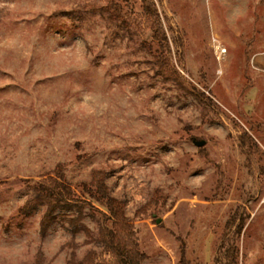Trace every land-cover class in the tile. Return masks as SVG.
Returning <instances> with one entry per match:
<instances>
[{"label":"rangeland","instance_id":"obj_1","mask_svg":"<svg viewBox=\"0 0 264 264\" xmlns=\"http://www.w3.org/2000/svg\"><path fill=\"white\" fill-rule=\"evenodd\" d=\"M152 1L180 83L141 0H0V264H116L100 214L42 237L46 207L18 213L56 171L77 190L103 173L143 264H216L234 215L239 264H264V0Z\"/></svg>","mask_w":264,"mask_h":264},{"label":"trees","instance_id":"obj_2","mask_svg":"<svg viewBox=\"0 0 264 264\" xmlns=\"http://www.w3.org/2000/svg\"><path fill=\"white\" fill-rule=\"evenodd\" d=\"M141 9L142 14L148 18L151 39L158 46L154 57L160 75L165 81L180 83L181 76L168 57L169 44L155 3L152 0H141ZM31 189L33 196L25 202L18 213L29 215L38 207L45 206L39 225L42 237L55 223L58 212L75 208L77 216L74 222L77 223L83 218V209L88 208L91 217L93 213L100 214L102 223L99 228V239L105 251L114 256L116 264H143L146 260V255L139 249L134 227L125 215L124 202L109 194L101 171L93 172L91 181L79 184L78 190L66 182L60 171L42 177L32 184ZM237 220L238 223L233 232L234 239L220 245L216 264H239V249L236 241L242 234L245 218L234 215L227 225H233ZM72 260H74V254L71 255ZM180 264H189L183 250Z\"/></svg>","mask_w":264,"mask_h":264},{"label":"crops","instance_id":"obj_3","mask_svg":"<svg viewBox=\"0 0 264 264\" xmlns=\"http://www.w3.org/2000/svg\"><path fill=\"white\" fill-rule=\"evenodd\" d=\"M232 3H233V2H231V1L223 0V2H222L221 5L224 6V7H228V6H229V7H230V6L233 7ZM210 6H211V8H212V3H209V7H210ZM227 12H228V14H230L229 11H227ZM237 13H238V12H236L235 14H230V15H241L240 13H238V14H237ZM234 23H235V22H234ZM234 23H233V24H234Z\"/></svg>","mask_w":264,"mask_h":264},{"label":"water","instance_id":"obj_4","mask_svg":"<svg viewBox=\"0 0 264 264\" xmlns=\"http://www.w3.org/2000/svg\"><path fill=\"white\" fill-rule=\"evenodd\" d=\"M194 144H195V146H197V147H202V146H204L205 142H204V141H199V142H194ZM160 221H161L160 219H157V220H156V223L159 224Z\"/></svg>","mask_w":264,"mask_h":264},{"label":"built area","instance_id":"obj_5","mask_svg":"<svg viewBox=\"0 0 264 264\" xmlns=\"http://www.w3.org/2000/svg\"><path fill=\"white\" fill-rule=\"evenodd\" d=\"M225 54H226L225 48H218V55L219 56H224Z\"/></svg>","mask_w":264,"mask_h":264}]
</instances>
